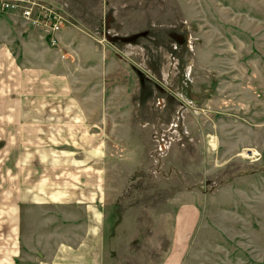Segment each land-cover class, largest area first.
<instances>
[{
  "label": "rangeland",
  "instance_id": "374dc122",
  "mask_svg": "<svg viewBox=\"0 0 264 264\" xmlns=\"http://www.w3.org/2000/svg\"><path fill=\"white\" fill-rule=\"evenodd\" d=\"M45 1L68 5L77 40L59 62L74 85L94 86L86 95L118 137L90 198L101 264H162L179 197L193 190L204 200L182 263L264 264V0ZM4 159L1 195L24 175Z\"/></svg>",
  "mask_w": 264,
  "mask_h": 264
},
{
  "label": "crops",
  "instance_id": "0c3cea01",
  "mask_svg": "<svg viewBox=\"0 0 264 264\" xmlns=\"http://www.w3.org/2000/svg\"><path fill=\"white\" fill-rule=\"evenodd\" d=\"M76 40L75 31L63 28L56 49L0 10V157L24 174L6 182L3 188L11 191L0 194V264H101V215L90 198L103 186L102 157L115 152L107 142L118 137L111 116L101 111L106 108L86 95V89L96 92L94 86L74 85L70 64L59 62L65 61L64 49L75 51ZM127 129L125 140L131 141L132 127ZM38 182L47 189L39 202ZM202 200L197 190L179 197L172 248L162 264H183ZM35 237L48 243L38 245Z\"/></svg>",
  "mask_w": 264,
  "mask_h": 264
},
{
  "label": "built area",
  "instance_id": "2783aa9c",
  "mask_svg": "<svg viewBox=\"0 0 264 264\" xmlns=\"http://www.w3.org/2000/svg\"><path fill=\"white\" fill-rule=\"evenodd\" d=\"M0 10L20 18L51 47L59 46V33L66 25L71 24L72 15L66 3L58 7L45 0H0Z\"/></svg>",
  "mask_w": 264,
  "mask_h": 264
},
{
  "label": "bare ground",
  "instance_id": "6f19581e",
  "mask_svg": "<svg viewBox=\"0 0 264 264\" xmlns=\"http://www.w3.org/2000/svg\"><path fill=\"white\" fill-rule=\"evenodd\" d=\"M189 70L191 71V68H189Z\"/></svg>",
  "mask_w": 264,
  "mask_h": 264
}]
</instances>
